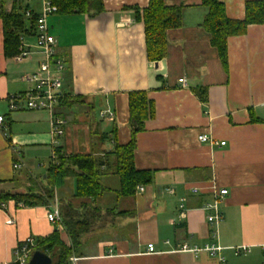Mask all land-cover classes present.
<instances>
[{"label":"crops","instance_id":"1","mask_svg":"<svg viewBox=\"0 0 264 264\" xmlns=\"http://www.w3.org/2000/svg\"><path fill=\"white\" fill-rule=\"evenodd\" d=\"M97 1L99 11L93 6L89 12L47 18L56 55L65 63L54 113L66 123L55 145L47 111L9 109L8 95L29 89L22 76L35 72L42 55L34 47L20 62L5 57L0 20L5 126L0 130V192L30 182L25 169L11 174L14 146L34 173L38 162L50 161L54 146L64 154L101 156L128 143V94L144 91L153 113L136 135L133 156L135 169L152 171V179L137 186L132 197L116 199L111 191L103 196V211L115 206L134 214L98 220L95 230L83 236L77 260L64 264H219L203 249L212 244L220 247L226 264H264V20L228 37L223 65L202 26L208 12L202 0H163L167 7L181 8V24L166 30L164 56L154 61L146 55L143 23L134 13L149 0ZM220 1L228 18H244L246 0ZM4 4L11 8V1ZM32 40L28 35L27 42ZM195 90L205 91V98ZM106 111L112 118L101 116ZM200 133L225 143L200 142ZM219 187L227 190L218 204L223 218L212 225L207 222L211 212L203 206ZM73 189V179L67 178L57 192L63 200L76 201ZM1 203L0 264H11L18 242L46 236L55 226L44 205L18 207L12 198ZM8 219L14 222L7 224ZM61 238L68 243L63 231ZM149 243L153 252H147ZM183 245L199 250H182ZM240 245L248 249L236 254L233 248Z\"/></svg>","mask_w":264,"mask_h":264},{"label":"trees","instance_id":"2","mask_svg":"<svg viewBox=\"0 0 264 264\" xmlns=\"http://www.w3.org/2000/svg\"><path fill=\"white\" fill-rule=\"evenodd\" d=\"M5 1L0 0V20L2 23L4 56L12 57L18 53L20 35L27 30V22L23 17L26 6L12 0L9 10L5 9ZM57 7L58 14L89 12L93 6L100 10L97 0H51ZM207 13L202 22L209 33L211 44L219 53L221 62L226 64V43L228 37L243 34L249 24H261L264 20V0H246L243 19H230L220 0H202ZM135 18L140 19L144 27L145 51L148 59L158 61L164 56L167 41L166 30L179 27L181 24V8L167 7L163 0H149L146 8H134ZM201 98L205 91L195 90ZM129 127L131 137L128 143L116 144L112 150L103 155L64 154L60 147L54 148L55 156L51 160L44 177L35 181L32 174L25 171L27 179L35 189L25 192H0V201L13 199L14 203L25 206L47 205L53 198L57 188H61L67 178L73 179V195L76 201L59 198L61 223L67 236L66 244L61 238V231L56 227L53 231L34 238L33 251L42 250L52 259L53 264H64L71 255L80 256L83 248L82 238L95 230L94 226L102 217L132 215L133 210H117L115 206L102 210L99 200L110 191L116 199H125L135 194L136 187L147 184L152 179V171L136 170L133 152L136 147V135L144 129V121L152 115V102L146 98L144 91L135 90L128 94ZM115 176L116 186L104 184V178ZM58 195V192H57ZM21 242V241H20ZM18 242V243H20ZM11 264H19L13 261Z\"/></svg>","mask_w":264,"mask_h":264},{"label":"built area","instance_id":"3","mask_svg":"<svg viewBox=\"0 0 264 264\" xmlns=\"http://www.w3.org/2000/svg\"><path fill=\"white\" fill-rule=\"evenodd\" d=\"M23 1V0H22ZM21 1V3H22ZM31 0H25L23 4L26 3V8L23 10V17L27 22V33L23 32L20 35V43L19 50L16 55L13 56V59L20 62L23 59H26L30 56L31 48H37L42 55V60L39 62L37 69L35 72L27 73L22 76V78L31 84L29 89L22 91L21 93H13L8 95L7 102L9 103L10 110H36L42 109L47 111L50 116V130L52 141L51 144L56 143V138L61 136L64 132V126L66 120L57 116L54 113L55 106L59 103V99L61 97L60 89H61V79L60 72L63 71L65 67L64 60L60 59L56 55L55 51V38L50 33L48 28L47 18L50 14L57 12L56 5L51 2V0H36L37 5L35 8L31 3ZM28 35L33 37L31 43L27 42ZM179 82H183V79H178ZM101 116H107L112 118L113 114L109 111L104 113H100ZM4 118L0 115V130L4 131L5 126L3 125ZM197 139L200 142L204 143H215L223 146L225 141L217 142L213 139L209 134L200 133L197 135ZM55 146L52 149L51 159H54L55 156ZM14 158L12 163V168L14 170H21L25 168L30 174L33 175L36 182H38L37 177L28 170L25 166V162L20 158L18 149L14 146ZM25 166V167H24ZM40 178V177H39ZM40 182V179H39ZM39 185V184H38ZM56 192V191H55ZM212 195L214 199L210 203H205L203 206L204 209L209 210L211 213L207 215V222L209 224H216L223 218L221 211L218 209V204L224 200L227 196L226 188H213ZM55 197V198H54ZM54 198V199H53ZM53 200H50L49 203L45 206V216L49 223L64 231L62 223H61V215H60V204L57 200V195L54 193ZM0 205H4L1 203ZM18 207H23L22 203H18ZM7 224H12L14 222L13 219H8ZM35 246V240L33 237H26L25 240L17 243V246L14 250L15 261L19 264H28V258L33 252V247ZM147 252H153L154 246L153 244H147ZM182 250L187 249L192 252H198V249L188 248L186 245H183ZM203 249L209 253L212 257H217L219 260V264H226L223 258L218 254L220 247L217 245L204 246ZM248 249L246 245H240L233 248V251L236 254H240L241 252H245ZM264 250V245H263ZM70 260L75 261L78 257L71 255ZM228 264V263H227Z\"/></svg>","mask_w":264,"mask_h":264},{"label":"rangeland","instance_id":"4","mask_svg":"<svg viewBox=\"0 0 264 264\" xmlns=\"http://www.w3.org/2000/svg\"><path fill=\"white\" fill-rule=\"evenodd\" d=\"M9 1H11V3H12V0H9ZM15 2L16 3H21V0H15ZM23 2H25V0H23L22 1V3ZM29 3H31V6L33 5L34 7H36V5H37V2H36V0H31ZM11 5V4H10ZM25 6H26V3H25ZM10 7V6H9ZM19 156H20V158L23 160V157H22V155H21V152H19ZM51 160L52 159H50V161H48V162H44V163H41V162H38V164L36 165V167L33 169V171H34V173H36V174H38V173H40V174H45L44 172H46V170H47V168H48V166H49V164H50V162H51ZM13 163V162H12ZM12 163H11V168H12ZM42 164V165H41ZM25 167V166H24ZM24 169L25 168H22L21 170H14L13 168H12V173L11 174H16L17 172H24ZM25 171H27L26 169H25ZM28 172V171H27ZM33 173V174H34ZM19 174V173H18ZM40 174H38V175H35L34 174V176L35 177H37V180H38V184H39V177H40ZM117 179H116V177L115 176H111V179H110V183L112 184V185H114V186H116V181ZM24 183H20L19 182V186L21 187L19 190H13L14 192L16 191V192H25V191H30V190H33V189H35L34 187H33V183L30 181V182H27V181H23ZM56 191V190H55ZM54 191V193L57 195V192H55ZM53 193V194H54ZM55 198V197H54ZM53 198V199H54ZM59 198H60V196H59V194L57 195V200H59ZM53 199H51V200H53ZM49 203V202H48ZM102 220H104V218L102 219ZM101 220V221H102ZM98 223H100V221H98ZM61 231V230H60ZM121 232V229L120 228H118V229H116V232Z\"/></svg>","mask_w":264,"mask_h":264},{"label":"water","instance_id":"5","mask_svg":"<svg viewBox=\"0 0 264 264\" xmlns=\"http://www.w3.org/2000/svg\"><path fill=\"white\" fill-rule=\"evenodd\" d=\"M28 259V264H53V259L42 250L33 251Z\"/></svg>","mask_w":264,"mask_h":264}]
</instances>
